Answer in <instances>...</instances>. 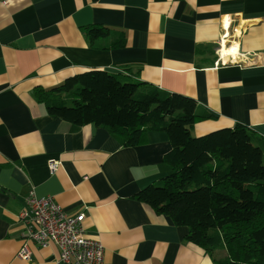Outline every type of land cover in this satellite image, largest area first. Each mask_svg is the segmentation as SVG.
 <instances>
[{"label":"crops","instance_id":"1","mask_svg":"<svg viewBox=\"0 0 264 264\" xmlns=\"http://www.w3.org/2000/svg\"><path fill=\"white\" fill-rule=\"evenodd\" d=\"M89 25L110 37L90 46ZM226 34L239 55L217 68ZM121 35L124 47L103 49ZM85 70L194 99L214 117L197 123L194 137L241 124L264 139V0H0V264H60L53 245L30 244L31 260L18 257V215L32 193L84 213L104 264H218L187 240V227L136 198L172 173L166 133L126 147L103 127L52 118L35 100L36 88Z\"/></svg>","mask_w":264,"mask_h":264},{"label":"trees","instance_id":"2","mask_svg":"<svg viewBox=\"0 0 264 264\" xmlns=\"http://www.w3.org/2000/svg\"><path fill=\"white\" fill-rule=\"evenodd\" d=\"M90 46L110 37L103 25L82 29ZM125 46L123 35L103 49ZM35 100L49 116L81 127L94 124L118 135L126 147L167 134L164 162L172 173L136 198L176 226L218 264H264V139L237 124L203 136L192 130L214 117L184 95L109 74L85 70L59 86L38 87Z\"/></svg>","mask_w":264,"mask_h":264},{"label":"built area","instance_id":"3","mask_svg":"<svg viewBox=\"0 0 264 264\" xmlns=\"http://www.w3.org/2000/svg\"><path fill=\"white\" fill-rule=\"evenodd\" d=\"M224 41L228 48L234 43L228 40V34L223 36L216 50L218 60L215 66H226L235 60L233 55L228 60L223 59ZM239 53L237 52L238 56ZM232 61V62H233ZM59 161H50L52 172L59 169ZM25 208L18 215L25 230L23 244L18 257L26 262L31 260L30 244L41 249L56 246L59 250L60 264H104L105 248L103 244L89 238L85 233V214L69 215L51 196L38 197L34 193L26 201Z\"/></svg>","mask_w":264,"mask_h":264},{"label":"bare ground","instance_id":"4","mask_svg":"<svg viewBox=\"0 0 264 264\" xmlns=\"http://www.w3.org/2000/svg\"><path fill=\"white\" fill-rule=\"evenodd\" d=\"M227 43H228L227 41H224L223 48H222L223 59L226 61L228 60L229 56H231V55H233L236 58V55L238 52V45L237 44L233 45V48L231 49V48L227 47V45H226Z\"/></svg>","mask_w":264,"mask_h":264}]
</instances>
